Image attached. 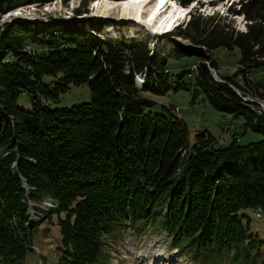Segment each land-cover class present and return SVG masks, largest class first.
<instances>
[{
	"label": "trees",
	"instance_id": "trees-1",
	"mask_svg": "<svg viewBox=\"0 0 264 264\" xmlns=\"http://www.w3.org/2000/svg\"><path fill=\"white\" fill-rule=\"evenodd\" d=\"M53 1L0 0V15ZM176 1L187 7L196 0ZM233 16L244 18L245 31L234 27ZM177 36L191 47L170 51L169 59L237 50L238 74L263 69L264 0H238L225 16L194 12ZM151 52L143 37H112L91 19L44 26L16 18L0 27V264H25L34 225L29 198L56 205L42 217L57 216L54 264H108L107 241L126 231L164 232L194 264L259 249L262 242L238 213L264 214L263 110L236 93L234 78L214 80L212 60L209 68L199 62L194 80L206 101L243 117L263 139L215 148L202 130L189 145L188 127L173 108L153 112L143 96L171 88L164 62H152ZM144 69L145 81L135 86ZM184 75H176V90L186 88ZM81 84L88 102L50 108ZM22 96L28 110L17 105Z\"/></svg>",
	"mask_w": 264,
	"mask_h": 264
},
{
	"label": "rangeland",
	"instance_id": "rangeland-1",
	"mask_svg": "<svg viewBox=\"0 0 264 264\" xmlns=\"http://www.w3.org/2000/svg\"><path fill=\"white\" fill-rule=\"evenodd\" d=\"M173 1L181 6L176 0ZM237 2L238 0H213V3H210V0H200L190 10L186 24L194 12H200L203 16L216 14L225 16L228 8H230V4ZM87 3L88 0L84 3L75 0H54L42 6H36L34 4L22 5L0 15V22L4 23L3 25L5 23L8 24V22H15V19L19 18V16H11L9 18V15L20 10V13L22 14L23 12L26 19H34V23L44 26L55 25L60 20H75L78 16L76 14L82 15V13L86 12ZM191 6H193V3L189 5L190 8ZM48 8H52V10L49 9L48 11ZM30 15H34L35 17L33 18ZM231 19H233V25L237 30L245 31L246 21L243 17L233 16ZM99 23L100 31H107L104 22ZM184 27L182 25L176 29V33L173 32V34L165 37H152L149 33L138 30H135L133 33L134 38L143 37L150 51L152 50V62L158 60L164 62V74H167V80L171 85V88L162 95L143 94L145 98L154 103L151 111L159 112L162 110V107L173 108V112L183 119L188 127L189 145L194 143L195 134L202 130H206L212 136L215 141V148L227 147L233 139H236L237 144L240 146L261 141L263 137L260 134L254 133L251 129L244 126L245 120L243 117H233L232 115L218 112L206 101L204 94L195 85V73L191 71V67L197 66L199 62H203L209 68V63L212 60L216 65L214 70L218 77H214L210 71L214 80L219 82L220 78H234V81L240 87V89L236 90V93L243 97L245 101L259 104L263 112L264 100L261 99L260 95L264 94V68L246 74H238L239 53L237 50L233 52L225 50L211 51L210 54H204V58L192 54L178 59H169L168 54L170 51L176 50L181 52L190 47L189 43L177 36V31ZM125 29L126 24H119L114 27L113 31L121 38L127 35ZM113 31H108V35L111 36ZM25 50L30 52L32 48L25 47ZM182 72H186L187 74L181 79V84L186 88L176 90V75ZM145 79L146 71L144 69L141 74L134 76V83L137 81V85H140ZM88 100L89 92L87 86L86 84H81L76 87H70L64 95L59 97L57 102L49 103V106L50 108H69L72 105L86 103ZM17 105L20 108L29 109L27 98L24 96L17 99ZM175 108L178 109L179 114ZM23 186L22 189L25 191L27 199L29 188L24 184ZM43 199L47 198H41L39 200L40 202L26 200L29 207L27 209V215H29L28 217L31 223L41 218L43 212L48 213L50 209L54 208L52 206L53 204L49 203L50 201ZM238 214L247 217L244 220L249 222L250 232L256 236V239L262 242L259 249H252L246 253L242 252L235 258H232L229 253L224 252L217 258L208 261L207 264H264V214H262L260 219L256 218L259 217L257 215L255 217V211L253 210H241ZM59 217L61 218L62 215ZM56 219V214L52 212L48 218H41L38 223L32 226L30 229L29 250L25 256V264L55 263V247L59 242ZM105 252L108 255V264H194L186 254L181 251L177 252V247H173L164 232L158 230L147 232L141 236H135L133 233L126 231L123 237H117L115 241L111 242L109 247L105 248Z\"/></svg>",
	"mask_w": 264,
	"mask_h": 264
},
{
	"label": "bare ground",
	"instance_id": "bare-ground-1",
	"mask_svg": "<svg viewBox=\"0 0 264 264\" xmlns=\"http://www.w3.org/2000/svg\"><path fill=\"white\" fill-rule=\"evenodd\" d=\"M49 9L52 10V8H48L47 10L49 11ZM189 13V6L183 8L171 0H130L117 4L106 1L99 3V1H96L91 16L101 19L105 24V29L109 32H112L114 27L119 24H126L125 32L127 35H132L135 30H138L145 31L152 37H165L176 32L177 27L180 24L183 25L188 20ZM11 16H19V18L23 17V19H26L23 12L22 14L20 13V10L9 15V18ZM30 16L35 17L34 15ZM203 52L207 54L206 50H203ZM135 84L137 85V81ZM142 84L143 82L137 86L141 87ZM43 200L50 201L48 199ZM49 203L55 207L53 202L50 201ZM29 206L31 208L30 202Z\"/></svg>",
	"mask_w": 264,
	"mask_h": 264
},
{
	"label": "water",
	"instance_id": "water-1",
	"mask_svg": "<svg viewBox=\"0 0 264 264\" xmlns=\"http://www.w3.org/2000/svg\"><path fill=\"white\" fill-rule=\"evenodd\" d=\"M96 1H106V2H111V3H124V2H128L130 0H121V1H111V0H88V5L86 7V12L82 13V15H78L76 20H81V19H91V20H94V21H97V22H102L101 19L99 18H95L93 16H91V12H93V9H94V4L96 3ZM200 2V0H196L195 2H193V6H191L190 10L193 9L195 7V5H197V3ZM9 12V11H8ZM162 12V11H160ZM7 13V12H6ZM84 14V15H83ZM4 23L0 22V26L3 25ZM184 26L186 25V22L183 24ZM182 26V24H180L178 28H180ZM124 37V36H123ZM189 47V46H188ZM191 47V46H190ZM210 71L213 73V76L218 78L217 75H216V72L214 69L212 68H209Z\"/></svg>",
	"mask_w": 264,
	"mask_h": 264
},
{
	"label": "built area",
	"instance_id": "built-area-1",
	"mask_svg": "<svg viewBox=\"0 0 264 264\" xmlns=\"http://www.w3.org/2000/svg\"><path fill=\"white\" fill-rule=\"evenodd\" d=\"M191 71H193L194 73H196V71H197V66L195 65V66L191 67ZM165 72H167V71H165ZM219 81H222V80H219ZM176 112L178 113V109H176ZM256 215H257V216H260L259 213H257Z\"/></svg>",
	"mask_w": 264,
	"mask_h": 264
}]
</instances>
